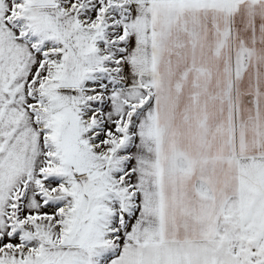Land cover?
<instances>
[{"label":"snow or ice","instance_id":"1","mask_svg":"<svg viewBox=\"0 0 264 264\" xmlns=\"http://www.w3.org/2000/svg\"><path fill=\"white\" fill-rule=\"evenodd\" d=\"M0 264H264V0H0Z\"/></svg>","mask_w":264,"mask_h":264}]
</instances>
